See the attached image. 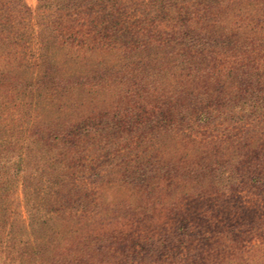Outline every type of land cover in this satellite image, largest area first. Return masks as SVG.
<instances>
[{
  "label": "trees",
  "instance_id": "obj_1",
  "mask_svg": "<svg viewBox=\"0 0 264 264\" xmlns=\"http://www.w3.org/2000/svg\"><path fill=\"white\" fill-rule=\"evenodd\" d=\"M38 1L32 10L26 0H0V264H137L140 251L182 244L202 264H264L257 199H232L246 187L264 202L259 130L245 128L233 151L217 153L197 143L183 153L167 141L173 129L195 132L221 117L264 119V42L251 59L235 57L244 102L215 106L230 98L206 84L178 89L184 73L155 74L169 80L160 87L136 84L148 81L143 68L165 44L151 30L113 23L124 0ZM191 1L148 0L153 12ZM181 18L174 34L189 31L193 57L199 35H212ZM125 38L140 45L127 44L118 65L89 54ZM111 82L131 84L115 88L114 107ZM108 153L118 166H103Z\"/></svg>",
  "mask_w": 264,
  "mask_h": 264
},
{
  "label": "rangeland",
  "instance_id": "obj_2",
  "mask_svg": "<svg viewBox=\"0 0 264 264\" xmlns=\"http://www.w3.org/2000/svg\"><path fill=\"white\" fill-rule=\"evenodd\" d=\"M236 2L237 3L229 6L227 4H221L220 2L217 3V0H193L190 4L184 3L182 9L181 6H178L169 8L165 12L161 7H157L153 12L150 10L151 7L148 0H124L120 12L112 19L113 23H117L118 26L121 25L125 28L140 29L141 32L151 30L154 35L158 36L156 37L157 39L160 41L162 40L160 44H165L162 47L165 49L156 51L154 55L156 59L154 60L151 57L152 60L147 64L146 68H143L144 66L139 67L150 73L148 75V81L147 79H137L138 82H136V84L141 83V81L145 82L146 80V82L153 85V87H160L164 84L167 85L169 80L163 81V78L160 79V76L155 74L171 75L174 73H184L189 76L190 74H197V76H199L198 78L197 76H186L185 80L183 79L177 85L178 89L195 86L196 91L203 92L204 88L200 87L206 84L207 92H211V94L219 93L225 96V98H230L226 100V103L221 101L220 103H216L215 106L242 104L244 99L241 97L244 96L245 93H241L242 90L238 87V83L236 84L234 81L238 73L237 65L234 63V60L235 57L251 59V57H253L251 50H253L254 47L263 45L264 40H260V36L264 34V1L260 4H257L255 0H237ZM26 3L32 10H36L39 1L26 0ZM217 12L220 18L217 16ZM229 13H233L234 16L232 15L230 17ZM181 17L188 18L187 22L191 19L190 22L196 28L195 31H199L200 28H207L206 30H201V34L205 35V32L208 30L212 35V37L207 40H205L206 37L204 38L199 35L196 46L191 48V50L198 49L195 51L196 54H194L193 57H190V53H188L190 38L187 34L189 31L186 30V32H184L185 36L182 33L174 34L177 24L179 23L178 21L184 20V18ZM173 28L174 30L171 31ZM223 34L224 36L221 37L220 35ZM256 36L259 39H256ZM224 39L227 41L222 42ZM111 41L112 40H110V42ZM137 41L138 40L125 38L122 41H113L107 48L105 47L106 50L101 54L97 51L92 52V54L88 53L91 56H96L98 54V58L102 55L112 66L114 64L118 65L122 60L124 50H127L125 49L127 44L130 47H137L140 45V42ZM179 42H181V45H178ZM240 47L241 49H239ZM157 49H159V47H157ZM163 56L165 58H163ZM245 62L246 61L243 63L245 64ZM261 69H264V65L261 66ZM156 76H158L159 79ZM195 83H198V85ZM127 85L131 84L125 82L122 83V85L116 84L115 82L108 84L110 104H107L109 106L114 107L118 104L116 100L117 90H115V88L120 87L125 89ZM222 119H225V117L218 118L216 122L209 127L199 128L195 132H189L188 129L184 130L185 132L182 133L181 131L178 132L179 130L173 129L171 133L167 134V141H170L169 143L171 145L178 142L177 144L179 147L176 146L175 149L178 148L176 150L183 151V153L189 152L188 154H191L193 151L194 153L197 152L195 148L196 143L202 144L201 151L203 152L217 153L218 150L222 148L221 151H233L238 140L237 137L245 134V128H252L259 130L261 139L258 143L264 147V119L256 121L247 119L250 121L247 124L243 122L240 123V120L234 121L233 119L226 118L225 121H222ZM179 140L184 142V146L179 145L181 143ZM168 151H170V149H168ZM155 154L157 159H159L163 151L161 150L159 152V150H157ZM203 155H205V153H203ZM188 156L187 159L191 158ZM118 158L119 156H116L115 153L111 155L108 153L103 154L101 160L103 166L112 167L118 166L120 163ZM185 165L188 164L186 163ZM237 193L239 196L234 195L232 197L233 202L242 205L252 198L257 199L255 202L258 204L255 209L258 215L264 216V202H262L258 191L255 193V191L252 192L249 191L248 188L243 187L239 189ZM17 194L16 197L22 200L21 192ZM244 250H247L246 253H252V249L248 247ZM221 251L230 254L227 248H221ZM197 255L198 253L195 252L194 249L188 250L186 245L182 244L173 250L158 248L150 251H140L137 264H202ZM180 259L183 260L179 261Z\"/></svg>",
  "mask_w": 264,
  "mask_h": 264
}]
</instances>
